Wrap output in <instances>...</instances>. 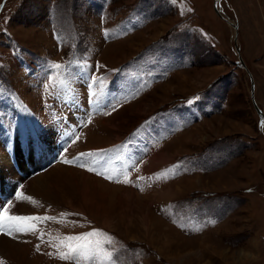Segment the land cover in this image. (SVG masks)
<instances>
[{
	"label": "rangeland",
	"instance_id": "obj_1",
	"mask_svg": "<svg viewBox=\"0 0 264 264\" xmlns=\"http://www.w3.org/2000/svg\"><path fill=\"white\" fill-rule=\"evenodd\" d=\"M218 6L238 24L237 39L215 0H0V123L10 124L0 135L36 127L46 140L32 148L17 140L16 154L56 147L53 139L65 152L48 164L57 172L50 200L23 191L26 174L14 186L0 163L1 206L12 193L10 211L24 203L55 218L19 233L25 254H0L3 264H74L72 254L110 264H264V124L248 72L264 111V0ZM5 147L0 138L3 161ZM154 152L166 160L151 166ZM86 174L104 184L84 200ZM70 175L77 183L61 181ZM127 188L137 195L128 199ZM157 201L170 204L169 220ZM94 230L87 248L71 252L85 241L68 237Z\"/></svg>",
	"mask_w": 264,
	"mask_h": 264
},
{
	"label": "bare ground",
	"instance_id": "obj_2",
	"mask_svg": "<svg viewBox=\"0 0 264 264\" xmlns=\"http://www.w3.org/2000/svg\"><path fill=\"white\" fill-rule=\"evenodd\" d=\"M227 21H228V23L231 26H232V23H234V21L232 19H229V18H228ZM236 32H238V31H236V29H235V38H236ZM131 105H132V103H131ZM107 124H110V123L108 122ZM110 126L113 127L112 124H110ZM51 143H52L51 141L45 142V144H43V146H42V143L40 142V144H38L36 146V148L33 149L34 150L33 153H34V156H35L34 158L31 157V153H32L33 150L31 151L30 149H28L29 151H28V153H26V156L29 157V159L30 158L33 159V161H30L31 167H34L33 163H36L37 160L40 159V161H39V165L40 166L39 167H42L43 168V166H45V168H43L44 171L46 170L45 173H42V174H39V173L36 174L35 173V176L30 177L29 174H31V173H28V171L26 169H24V172L26 173V177L25 178H27L28 181H27L26 186H25L26 190L23 189V191H26V194L33 193V194H35L34 195L35 198H37V197L40 196L44 200H50L52 197H54L55 195H57L56 194L57 193V190H56V187H55L56 186V183L55 182L57 181V180L55 181V178L57 177L56 176L57 175V172L54 170V168H50L49 167L50 165H48V164L50 163V160H51L50 158L51 157L55 158L58 155L59 148L55 147ZM55 152L57 153V155L54 154ZM36 157H38V158H36ZM166 158H165V156H161L157 152H154L150 156V161H151V164H152L151 166H154V164H157L159 162H164V160H166ZM0 163H1V168L3 169L4 176L8 177L9 181L12 184H14V186L16 185L17 179H20L21 181H24V178H21V177L16 176L17 174L14 171V169L11 167V165H10V163H9L8 160L3 161L1 159L0 160ZM56 166H58V165H56ZM59 166L61 167V165H59ZM46 167H47V169H46ZM68 168L72 172L75 171V169H72L70 167H68ZM7 169H8L9 172H6ZM151 170H155V169H150L149 171H151ZM76 171H78V170H76ZM65 172H69V171H65ZM81 173H83V172H81ZM63 174H60V176L61 177H65V175H63ZM86 175L87 176H85V179H84V181L82 183V186H81V190H82L81 195H82V198H84V200H86L87 196L89 195L90 190H93V191L96 192V184H97V182L103 183L99 179L93 178V177H91L88 174H86ZM191 177H194V176H191ZM90 178L94 179L96 181V183H95V181L94 182L89 181ZM71 179H73L74 182L77 183L75 177L74 176H71V175L70 176H66V180L65 179H61V181H69L70 182ZM182 179L190 180L189 177H186V176L184 178H182ZM177 181H174V182H177ZM174 182L170 181L169 183L171 184V183H174ZM105 185L107 187H110V188L111 187H115V186L108 185L106 183H105ZM166 185H163L162 187H164ZM126 191H127V193L129 192V194L127 195V198L128 199H132L133 196H135V191L134 190H130V189L127 188ZM168 191H169V189L167 190V192ZM177 191L178 192L181 191V186H178L176 192H174V193H172V192H169L168 194L167 193H164V192L163 193H164V195H170V194H176ZM30 197L32 198L33 195H31ZM31 198H29V196H28V197H26V199L23 200V202L28 203V200H30ZM3 201H5V203H6L8 201V199H6V200H1L0 199V206L3 203ZM20 202H22V201H20ZM5 203H4V205H5ZM18 205L17 204H14V206L11 207V209H12L13 212L15 210H17V212H14V213H17V214H26V213H29L28 206H26L24 203L23 204H20L19 207H18ZM70 205H73V204L71 203ZM18 210H21V211H18ZM78 210H80L81 212H84L85 211L83 208H79ZM103 224L105 226H107V227H111L110 226L111 223L109 221H107V220H105L103 222ZM20 236L21 235H19V233H15V232L12 233L11 235H9V234L8 235H2L0 237V254L1 255H3V254L9 255V257L20 256L22 254H25L24 252H25V249L27 248L28 245L27 244H24L21 241L22 239H21Z\"/></svg>",
	"mask_w": 264,
	"mask_h": 264
},
{
	"label": "snow or ice",
	"instance_id": "obj_3",
	"mask_svg": "<svg viewBox=\"0 0 264 264\" xmlns=\"http://www.w3.org/2000/svg\"><path fill=\"white\" fill-rule=\"evenodd\" d=\"M59 67V65H57ZM83 155V154H82ZM67 162V161H65ZM91 170V169H90ZM55 219L53 217H39V216H14V215H8L7 209L4 210V214L0 215V224L3 225L4 230L11 235L12 231H35V224L29 223V221H41V220H52ZM99 230H94L92 232L86 233L84 236H77V237H68L67 239L72 241H85L84 243H77L75 246L69 245V248L71 252H77L81 248H87L92 241L88 240V237L97 236L99 235ZM99 243L98 241L96 242ZM63 259H69L70 256L68 254H62ZM110 258V257H109ZM0 264H3L2 261H0Z\"/></svg>",
	"mask_w": 264,
	"mask_h": 264
},
{
	"label": "water",
	"instance_id": "obj_4",
	"mask_svg": "<svg viewBox=\"0 0 264 264\" xmlns=\"http://www.w3.org/2000/svg\"><path fill=\"white\" fill-rule=\"evenodd\" d=\"M219 1L220 0H215V10H216V12L219 14V16L221 18H223L226 21L228 20V18L231 19L229 16L224 14V11L221 8H219V6H218ZM232 26L236 29V31H238L239 28H238V24L236 22L232 23ZM237 37H238V32H236V39H237ZM248 72H249V75H250V78H251V82H252L251 96H252V99H253V103H254L255 107L257 108V111H258V113H259V115L261 117V120H262L263 124H264V111L259 106V104H258V102H257V100L255 98V82H254V79H253V75H252V73L249 70H248Z\"/></svg>",
	"mask_w": 264,
	"mask_h": 264
},
{
	"label": "crops",
	"instance_id": "obj_5",
	"mask_svg": "<svg viewBox=\"0 0 264 264\" xmlns=\"http://www.w3.org/2000/svg\"><path fill=\"white\" fill-rule=\"evenodd\" d=\"M151 171H153V170H151ZM130 190H133V189H131V188H129ZM135 191V190H134ZM173 193V192H172ZM135 195H137V193H136V191H135ZM171 195V194H170ZM157 203L159 204V206H163V205H165L166 204V202H160V201H157Z\"/></svg>",
	"mask_w": 264,
	"mask_h": 264
}]
</instances>
